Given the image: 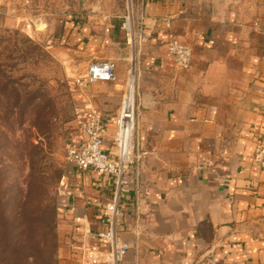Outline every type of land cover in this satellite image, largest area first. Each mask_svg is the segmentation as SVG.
<instances>
[{
	"label": "crops",
	"instance_id": "0c3cea01",
	"mask_svg": "<svg viewBox=\"0 0 264 264\" xmlns=\"http://www.w3.org/2000/svg\"><path fill=\"white\" fill-rule=\"evenodd\" d=\"M133 2L134 22L140 13L145 20L134 51L133 180L120 204L123 264H264V236L255 231L264 169L253 161L255 130L264 127V0ZM171 33L192 47L190 68L169 55ZM75 40L76 61L66 59L72 78L94 61L116 63L115 82L79 93L81 110L101 113L103 148L114 152L132 72L127 33L111 20ZM113 193L112 176L69 163L56 199L60 264H81L86 247H100L95 235Z\"/></svg>",
	"mask_w": 264,
	"mask_h": 264
},
{
	"label": "rangeland",
	"instance_id": "374dc122",
	"mask_svg": "<svg viewBox=\"0 0 264 264\" xmlns=\"http://www.w3.org/2000/svg\"><path fill=\"white\" fill-rule=\"evenodd\" d=\"M135 11L133 0H0V203L11 220L21 208L56 206L69 166L67 139L81 112L66 63L75 57L76 34L111 20L122 25ZM134 81L131 74L128 87ZM50 100L52 119L37 129ZM133 122L134 143L136 101ZM255 231L264 236V218Z\"/></svg>",
	"mask_w": 264,
	"mask_h": 264
},
{
	"label": "built area",
	"instance_id": "2783aa9c",
	"mask_svg": "<svg viewBox=\"0 0 264 264\" xmlns=\"http://www.w3.org/2000/svg\"><path fill=\"white\" fill-rule=\"evenodd\" d=\"M145 15L139 14L137 23L134 16L129 15L123 22L122 27L127 33L128 44L132 48V72L135 68V47L142 38ZM166 28H171L169 18H165ZM167 51L179 68L188 69L193 63L192 47L174 34L169 35ZM116 63L113 60H100L92 62L85 74L75 79L79 89L88 87L98 82H115ZM78 114V127L70 133L66 143V155L70 164L78 170H93L113 178L114 193L112 200L103 207V221L105 228L95 235L100 247H86L82 252L81 264H123L125 253L128 249L119 234V225L123 212L120 208L121 199L129 193V186L133 176L129 174V168L134 157V143L131 138L128 153L123 156L118 141V130L120 127V115L117 120V134L114 139V152H107L103 148L104 136L107 124L101 113L93 108L80 110ZM134 134L132 133V137ZM254 163L264 169V127L255 130L254 135ZM136 186H138L137 174ZM77 218V221H80Z\"/></svg>",
	"mask_w": 264,
	"mask_h": 264
},
{
	"label": "trees",
	"instance_id": "16d2710c",
	"mask_svg": "<svg viewBox=\"0 0 264 264\" xmlns=\"http://www.w3.org/2000/svg\"><path fill=\"white\" fill-rule=\"evenodd\" d=\"M47 102L51 110L46 114L38 113L37 129L39 125L45 126L54 114V104L51 100ZM34 238L35 242L29 247ZM59 245L55 205L41 210L21 208L11 220L5 204L0 203V264H59Z\"/></svg>",
	"mask_w": 264,
	"mask_h": 264
},
{
	"label": "bare ground",
	"instance_id": "6f19581e",
	"mask_svg": "<svg viewBox=\"0 0 264 264\" xmlns=\"http://www.w3.org/2000/svg\"><path fill=\"white\" fill-rule=\"evenodd\" d=\"M134 104H135V85L130 83L125 99L120 111L121 124L118 130V141L123 156L128 153L131 144L132 133L134 130Z\"/></svg>",
	"mask_w": 264,
	"mask_h": 264
}]
</instances>
